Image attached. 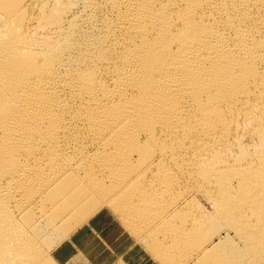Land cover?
I'll list each match as a JSON object with an SVG mask.
<instances>
[{"label": "bare ground", "instance_id": "bare-ground-1", "mask_svg": "<svg viewBox=\"0 0 264 264\" xmlns=\"http://www.w3.org/2000/svg\"><path fill=\"white\" fill-rule=\"evenodd\" d=\"M103 205L167 264H264V0H0V264Z\"/></svg>", "mask_w": 264, "mask_h": 264}, {"label": "rangeland", "instance_id": "rangeland-1", "mask_svg": "<svg viewBox=\"0 0 264 264\" xmlns=\"http://www.w3.org/2000/svg\"><path fill=\"white\" fill-rule=\"evenodd\" d=\"M187 193L188 194H186L184 199L188 198V201H197L201 206L200 208L197 202H193L195 208L197 207V209L199 208L202 211H212L210 203H208V201L203 198L201 194L191 188L188 189ZM179 203L182 204L184 202L181 201ZM174 205L175 204H173V208L178 204ZM97 217L99 220L96 219ZM121 221L122 220H120L108 206L103 205L95 213L88 217V219H86V221L79 226L76 232L67 235L60 241L59 244L52 247L45 244L44 248L47 252H49V254L51 253V257L56 264H74L68 262L73 259L76 254L81 256L83 260L81 264L169 263L167 260L165 261L163 259H159L156 255L157 253L155 254V251L153 250L154 248H152L153 246L151 244L154 242V240H152L153 238L146 239L149 242L151 239V243L148 242L151 246L150 247L149 244L146 243L147 241L145 238H141L139 235L135 234L132 235L131 231L125 226L126 224ZM89 224L92 225L90 229L83 235V237L78 239L79 232ZM136 236L139 237L136 238ZM46 245L48 248H46ZM61 256L62 258H60ZM184 264H196V258L186 261Z\"/></svg>", "mask_w": 264, "mask_h": 264}]
</instances>
